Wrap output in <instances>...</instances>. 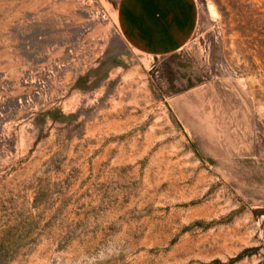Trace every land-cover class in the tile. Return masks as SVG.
<instances>
[{"label":"rangeland","instance_id":"rangeland-1","mask_svg":"<svg viewBox=\"0 0 264 264\" xmlns=\"http://www.w3.org/2000/svg\"><path fill=\"white\" fill-rule=\"evenodd\" d=\"M177 52L118 0H0V264H264V0H195Z\"/></svg>","mask_w":264,"mask_h":264},{"label":"crops","instance_id":"crops-1","mask_svg":"<svg viewBox=\"0 0 264 264\" xmlns=\"http://www.w3.org/2000/svg\"><path fill=\"white\" fill-rule=\"evenodd\" d=\"M195 0H118L122 38L139 53L154 57L177 52L197 25Z\"/></svg>","mask_w":264,"mask_h":264}]
</instances>
